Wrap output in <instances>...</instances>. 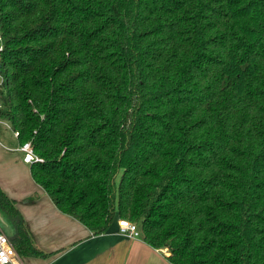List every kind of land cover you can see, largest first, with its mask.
Returning <instances> with one entry per match:
<instances>
[{
  "label": "trees",
  "instance_id": "1",
  "mask_svg": "<svg viewBox=\"0 0 264 264\" xmlns=\"http://www.w3.org/2000/svg\"><path fill=\"white\" fill-rule=\"evenodd\" d=\"M0 119L93 235L171 264H264V0H0ZM4 234L35 244L0 189Z\"/></svg>",
  "mask_w": 264,
  "mask_h": 264
},
{
  "label": "crops",
  "instance_id": "2",
  "mask_svg": "<svg viewBox=\"0 0 264 264\" xmlns=\"http://www.w3.org/2000/svg\"><path fill=\"white\" fill-rule=\"evenodd\" d=\"M19 146L18 139L0 124V189L15 202L36 246L50 254L21 257L22 264H171L166 250L150 247L142 237L121 235L116 222L105 233L93 235L61 213L31 178Z\"/></svg>",
  "mask_w": 264,
  "mask_h": 264
},
{
  "label": "built area",
  "instance_id": "3",
  "mask_svg": "<svg viewBox=\"0 0 264 264\" xmlns=\"http://www.w3.org/2000/svg\"><path fill=\"white\" fill-rule=\"evenodd\" d=\"M2 50L1 37H0V51ZM3 83V79L1 77L0 86ZM3 108L2 102L0 101V110ZM0 124L7 127L11 130L12 135L14 137H18V132L12 130L10 125L4 120L0 119ZM19 150L24 153L23 162L26 164H31L33 162H39L40 159L33 153L30 144L25 143L19 146ZM117 225L119 228V233L128 238L135 239L140 238L141 233L138 226L130 221L120 219L117 221ZM0 264H22L21 256H19L12 243L9 241L7 236L0 230Z\"/></svg>",
  "mask_w": 264,
  "mask_h": 264
},
{
  "label": "rangeland",
  "instance_id": "4",
  "mask_svg": "<svg viewBox=\"0 0 264 264\" xmlns=\"http://www.w3.org/2000/svg\"><path fill=\"white\" fill-rule=\"evenodd\" d=\"M0 81H1V77H0ZM2 91V87L0 86V92ZM11 131V130H10ZM12 133V132H11ZM1 225V227L3 228V229H6V232L7 233H9V232H11V225L9 224V225H7L6 226V228H5V226L3 225V224H0Z\"/></svg>",
  "mask_w": 264,
  "mask_h": 264
},
{
  "label": "water",
  "instance_id": "5",
  "mask_svg": "<svg viewBox=\"0 0 264 264\" xmlns=\"http://www.w3.org/2000/svg\"><path fill=\"white\" fill-rule=\"evenodd\" d=\"M0 224H3V225L5 226V228H6V226H7V223L4 221L3 217L1 216V214H0ZM0 228H2L1 225H0ZM2 229H3V228H2ZM4 230H5V229H4Z\"/></svg>",
  "mask_w": 264,
  "mask_h": 264
}]
</instances>
